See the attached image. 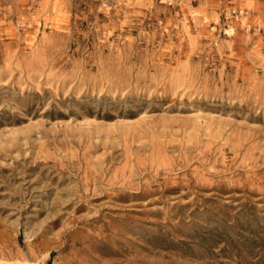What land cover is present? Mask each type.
<instances>
[{
	"label": "rangeland",
	"instance_id": "1",
	"mask_svg": "<svg viewBox=\"0 0 264 264\" xmlns=\"http://www.w3.org/2000/svg\"><path fill=\"white\" fill-rule=\"evenodd\" d=\"M0 264H264V0H0Z\"/></svg>",
	"mask_w": 264,
	"mask_h": 264
},
{
	"label": "built area",
	"instance_id": "2",
	"mask_svg": "<svg viewBox=\"0 0 264 264\" xmlns=\"http://www.w3.org/2000/svg\"><path fill=\"white\" fill-rule=\"evenodd\" d=\"M150 1L153 3L159 4V5L171 7L178 0H150ZM233 13H235V12H233Z\"/></svg>",
	"mask_w": 264,
	"mask_h": 264
}]
</instances>
